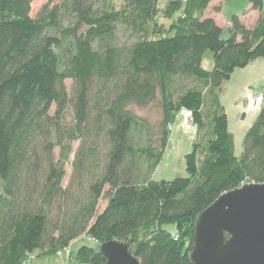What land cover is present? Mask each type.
<instances>
[{
	"label": "trees",
	"instance_id": "obj_1",
	"mask_svg": "<svg viewBox=\"0 0 264 264\" xmlns=\"http://www.w3.org/2000/svg\"><path fill=\"white\" fill-rule=\"evenodd\" d=\"M211 1L49 0L31 16L33 0H0V264L55 254L84 234L97 245L79 246L70 264H104L99 245L112 239L142 264H191L199 214L264 181V105L234 155L222 104L233 71L264 57V0H249L253 25L230 17L227 39L206 15ZM154 102L157 146L133 111ZM179 110L200 141L187 177L155 180Z\"/></svg>",
	"mask_w": 264,
	"mask_h": 264
},
{
	"label": "rangeland",
	"instance_id": "obj_2",
	"mask_svg": "<svg viewBox=\"0 0 264 264\" xmlns=\"http://www.w3.org/2000/svg\"><path fill=\"white\" fill-rule=\"evenodd\" d=\"M48 1L33 0L31 16H35L40 7ZM165 2L166 0H162L161 3L164 4ZM217 4L219 3L215 0L211 1L206 9V14L210 12L216 14L217 22L222 27L221 39L229 37L227 24H229L230 17L233 14L243 17L242 19L247 25H253L256 21V19H252V12L248 11L250 8L249 0H222L220 11L215 12L213 7ZM211 66L212 54L207 50L203 55L202 67L209 69ZM233 76V82L235 83L224 99V103L229 119V130L234 137V155H239L242 151V140L245 131L254 122L258 112V110L252 108L251 101H245V98L250 94L261 91L264 87V57L258 58L252 65H248L247 67L236 68V73ZM70 84L71 81L66 80L68 88ZM54 110L55 106L53 105L51 112H54ZM133 111L138 117L143 118L149 124L150 130H152L151 138H154L153 144L157 146L160 141L162 119V113L158 104L154 102L144 108L133 107ZM167 128L169 129L167 144L152 174L155 180H171L177 177H187L186 154L191 151L194 141H200L201 135L191 123L189 115L183 110H179L176 113L175 120ZM144 138L146 137L144 136ZM139 142L141 144L145 143L143 139ZM75 146L76 144L73 145L74 148ZM70 170V164L68 163L66 165L64 182L67 181ZM104 204L105 202L101 201L99 209H102ZM168 228L172 229V227ZM81 245L95 247L97 244L84 234L72 241L67 248L60 249L55 254L45 256L33 254L23 264H70L73 262V255Z\"/></svg>",
	"mask_w": 264,
	"mask_h": 264
},
{
	"label": "water",
	"instance_id": "obj_3",
	"mask_svg": "<svg viewBox=\"0 0 264 264\" xmlns=\"http://www.w3.org/2000/svg\"><path fill=\"white\" fill-rule=\"evenodd\" d=\"M99 251L104 264H142L127 243L112 239ZM191 264H264V181L220 194L195 223Z\"/></svg>",
	"mask_w": 264,
	"mask_h": 264
},
{
	"label": "crops",
	"instance_id": "obj_4",
	"mask_svg": "<svg viewBox=\"0 0 264 264\" xmlns=\"http://www.w3.org/2000/svg\"><path fill=\"white\" fill-rule=\"evenodd\" d=\"M160 2H162V0H159ZM164 1V0H163ZM217 3H219V2H221L220 0H215ZM250 5V4H249ZM215 6V5H214ZM213 7V6H212ZM250 12H252V14H253V16H252V19L254 20V19H256L257 18V15H258V12L257 11H255V10H253V11H250ZM206 15H208V16H211V17H213L214 19H215V21L217 22V19H216V14L215 13H209V14H206ZM218 23V22H217ZM228 26H229V24H227ZM258 59V58H257ZM257 59H254L251 63H249L248 65H252ZM247 65V66H248ZM246 66V67H247ZM236 73V69L233 71V73L231 74V76H230V78H229V80L225 83V86H224V94H223V96H222V104H223V106H224V108H225V111H226V107H225V103H224V99L227 97V95H228V92L233 88V84L235 83V82H233L234 80H233V78H234V74ZM239 79V78H238ZM256 93H258V92H256ZM256 93H253V94H250V95H248L246 98H245V101H248V100H251V97L254 95V94H256ZM183 111H185V110H183ZM186 112V111H185ZM187 114H188V112H186ZM227 114V113H226ZM189 115V114H188ZM227 118H228V115H227ZM228 127H229V119H228ZM231 132V131H230Z\"/></svg>",
	"mask_w": 264,
	"mask_h": 264
},
{
	"label": "built area",
	"instance_id": "obj_5",
	"mask_svg": "<svg viewBox=\"0 0 264 264\" xmlns=\"http://www.w3.org/2000/svg\"><path fill=\"white\" fill-rule=\"evenodd\" d=\"M250 101L253 109L255 110L260 109L264 105V87L261 91L254 94Z\"/></svg>",
	"mask_w": 264,
	"mask_h": 264
}]
</instances>
